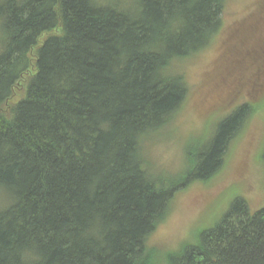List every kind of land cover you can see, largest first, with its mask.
Instances as JSON below:
<instances>
[{"label":"trees","instance_id":"16d2710c","mask_svg":"<svg viewBox=\"0 0 264 264\" xmlns=\"http://www.w3.org/2000/svg\"><path fill=\"white\" fill-rule=\"evenodd\" d=\"M225 3L0 0V264H155L177 193L216 176L257 114L235 105L175 173L145 146L186 104L183 63ZM176 264H264V207L237 198Z\"/></svg>","mask_w":264,"mask_h":264},{"label":"rangeland","instance_id":"374dc122","mask_svg":"<svg viewBox=\"0 0 264 264\" xmlns=\"http://www.w3.org/2000/svg\"><path fill=\"white\" fill-rule=\"evenodd\" d=\"M223 24L214 43L183 63L189 97L167 129L146 141L148 154L164 173L178 172L191 159L185 160L186 145L209 144L207 136L235 105L256 102L257 114L230 143L216 176L177 193L148 241L155 264H176L181 250L218 226L237 198L252 213L264 207V0H226Z\"/></svg>","mask_w":264,"mask_h":264}]
</instances>
